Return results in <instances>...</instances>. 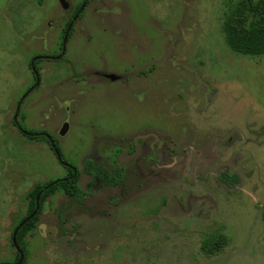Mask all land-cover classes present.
Masks as SVG:
<instances>
[{"label":"rangeland","instance_id":"obj_1","mask_svg":"<svg viewBox=\"0 0 264 264\" xmlns=\"http://www.w3.org/2000/svg\"><path fill=\"white\" fill-rule=\"evenodd\" d=\"M86 1L0 0V264H264V56L224 32L247 0ZM48 46L66 56L36 84ZM61 161L82 205L57 189L19 241Z\"/></svg>","mask_w":264,"mask_h":264},{"label":"trees","instance_id":"obj_2","mask_svg":"<svg viewBox=\"0 0 264 264\" xmlns=\"http://www.w3.org/2000/svg\"><path fill=\"white\" fill-rule=\"evenodd\" d=\"M247 2V12H245V9L244 11L240 10L238 14L232 15L226 22L224 26L226 41L231 50L237 54L250 57L264 56V0H247ZM31 137L30 140L48 141L43 136L31 135ZM53 151L60 158L59 149L56 145H54ZM65 168L69 172L67 179L49 185H36L31 195L29 215L18 228L17 237L19 241L24 240L30 228L38 222L45 203L55 195L57 189L64 190L67 198L73 204L82 205L85 195L77 185L80 180L79 175L73 168L69 166H65ZM85 171L90 176L94 173L97 180L107 185L118 184L124 176L116 170L111 174V170H104L90 162L87 163ZM113 174H116L117 177ZM116 178H119V181ZM218 179L224 186L231 189L237 188L241 180L237 175H230L228 169L219 172ZM16 250L18 256L16 263H18L22 254L19 249Z\"/></svg>","mask_w":264,"mask_h":264},{"label":"flooded vegetation","instance_id":"obj_3","mask_svg":"<svg viewBox=\"0 0 264 264\" xmlns=\"http://www.w3.org/2000/svg\"><path fill=\"white\" fill-rule=\"evenodd\" d=\"M92 1L93 0H89L88 2L86 1L85 2L86 3V6H88L89 3L92 2ZM79 12L77 14H75V15L72 16V19H71L72 21L79 14ZM74 21H75L74 24H76L77 21L76 20H74ZM70 23H71V21H70ZM71 31L69 32V36H70ZM53 44L55 45L56 43L53 42ZM62 45H64V43ZM50 49L51 50H58L59 51V54L54 53V51H51ZM44 52L45 53H40L39 55L34 56L33 59H32L31 65H30V71L32 73L33 78L35 79L36 84L38 82H41L40 80L42 78V74L48 71L47 68L45 66H43V64H45V63H55V62H59L60 60H64L65 59V56H66V48H65V46L61 49V52H60V46L58 47V49H53L50 46H48L47 47V50H44ZM85 81L88 83V81H90V77H89V79L88 78L85 79ZM16 126L19 127L17 124H16ZM22 134H24V136L27 137V138H32L31 135H36V134L28 133V132H25V131H22ZM36 136H43V137H45L48 140L46 143L53 150V147H54V145H56V143H54V141L51 139V137H49L48 135H44V134H42V135H36ZM144 138H146V137H144ZM144 138H142V140ZM131 151H133V153L137 154L139 152V149L136 148V150H131ZM85 162H87V163H89V162L90 163H94V162H91L88 159ZM61 164H63L62 161H61ZM64 166H67V165H64ZM122 173H123V171H122ZM85 197L86 196H84L83 199H85Z\"/></svg>","mask_w":264,"mask_h":264},{"label":"water","instance_id":"obj_4","mask_svg":"<svg viewBox=\"0 0 264 264\" xmlns=\"http://www.w3.org/2000/svg\"><path fill=\"white\" fill-rule=\"evenodd\" d=\"M60 1L63 4L64 9L68 10L70 8V6H69V0H60ZM66 3H67V5H66ZM14 245H15L16 249H19L17 247V245H16V241L15 240H14Z\"/></svg>","mask_w":264,"mask_h":264}]
</instances>
